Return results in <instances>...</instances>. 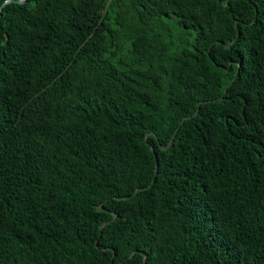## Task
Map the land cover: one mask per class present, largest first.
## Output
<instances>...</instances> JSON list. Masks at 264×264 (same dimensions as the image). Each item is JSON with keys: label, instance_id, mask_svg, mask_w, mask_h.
Instances as JSON below:
<instances>
[{"label": "trees", "instance_id": "trees-1", "mask_svg": "<svg viewBox=\"0 0 264 264\" xmlns=\"http://www.w3.org/2000/svg\"><path fill=\"white\" fill-rule=\"evenodd\" d=\"M142 251L264 264V0L7 3L0 264Z\"/></svg>", "mask_w": 264, "mask_h": 264}, {"label": "water", "instance_id": "water-1", "mask_svg": "<svg viewBox=\"0 0 264 264\" xmlns=\"http://www.w3.org/2000/svg\"><path fill=\"white\" fill-rule=\"evenodd\" d=\"M24 1H25V0H4V1L0 4V15H1V11H2L3 6L6 5L7 3H10V2H24ZM224 46H225V47H228V46H230V44H225ZM225 91H226V88L224 89V92H225ZM219 98H222V96H219ZM200 103H201V101H198V108H199V106H200ZM198 108H197L196 112L198 111ZM196 112H195V113H196ZM190 117H191V115H187V116L183 117L182 120H181V123H182L185 119L190 118ZM178 128H179V125L177 126L176 130L174 131V134H173V136L171 137V139L169 140L168 144L165 145V146L162 145V147H168V146L171 144V142H172V140H173V137H174V135L176 134ZM150 134H155V133H154L153 131L148 132L147 135H146V138H147V136L150 135ZM147 144L149 145V147H150L151 150L153 151L154 156H155V158H156V157H157V153L155 152L154 146H153L152 144H150L149 142H148ZM156 164H157V163H156ZM153 181H154V179H152L151 182H153ZM135 192H137V190H135ZM98 208H99V209H103L102 204L98 205ZM112 213H113V216L115 217V216H116V212L112 211ZM107 222H108L107 220L104 221V222L100 225V228H102ZM96 246H98V240H96ZM142 253H143V255H144L143 263H142V264H145V262H146V258H147V253L144 252V251H142Z\"/></svg>", "mask_w": 264, "mask_h": 264}]
</instances>
